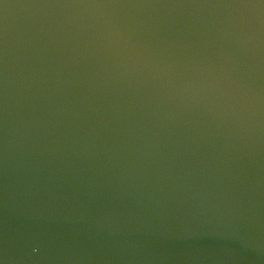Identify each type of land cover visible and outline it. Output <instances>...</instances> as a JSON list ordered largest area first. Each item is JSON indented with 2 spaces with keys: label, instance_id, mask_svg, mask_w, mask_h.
<instances>
[{
  "label": "water",
  "instance_id": "95a60500",
  "mask_svg": "<svg viewBox=\"0 0 264 264\" xmlns=\"http://www.w3.org/2000/svg\"><path fill=\"white\" fill-rule=\"evenodd\" d=\"M0 264H264V0H0Z\"/></svg>",
  "mask_w": 264,
  "mask_h": 264
}]
</instances>
